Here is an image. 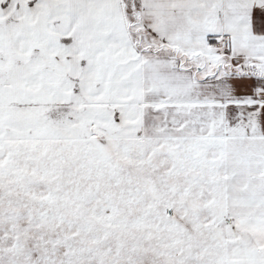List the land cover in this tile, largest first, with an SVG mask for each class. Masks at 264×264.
<instances>
[{"label": "snow or ice", "instance_id": "obj_1", "mask_svg": "<svg viewBox=\"0 0 264 264\" xmlns=\"http://www.w3.org/2000/svg\"><path fill=\"white\" fill-rule=\"evenodd\" d=\"M0 264H264V0H0Z\"/></svg>", "mask_w": 264, "mask_h": 264}]
</instances>
